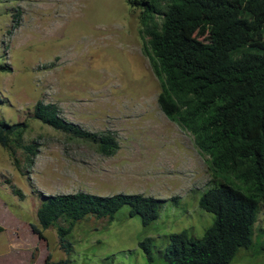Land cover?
Segmentation results:
<instances>
[{
	"label": "rangeland",
	"instance_id": "obj_1",
	"mask_svg": "<svg viewBox=\"0 0 264 264\" xmlns=\"http://www.w3.org/2000/svg\"><path fill=\"white\" fill-rule=\"evenodd\" d=\"M138 10L126 0H0V122H25V143L37 148L21 172L0 148V264H165L169 234L199 238L211 215L197 207L217 182L190 135L158 110L159 84L138 37ZM36 101L54 105L63 120L109 132L118 149L103 157L29 117ZM21 193L22 198L10 188ZM141 194L161 200L158 218L142 227L120 208L109 224L84 219L67 236L65 254L53 229L38 239L37 194ZM264 201L252 247L230 264H264ZM152 240L148 263L137 243ZM260 250V251H258Z\"/></svg>",
	"mask_w": 264,
	"mask_h": 264
},
{
	"label": "trees",
	"instance_id": "obj_2",
	"mask_svg": "<svg viewBox=\"0 0 264 264\" xmlns=\"http://www.w3.org/2000/svg\"><path fill=\"white\" fill-rule=\"evenodd\" d=\"M126 4L138 10L141 51L159 84L158 110L190 135L195 149L207 157L209 175L217 180L197 199V207L211 215L210 225L199 238L185 230L169 234L162 261L230 264L240 249L252 247L253 225L264 201V0ZM29 117L100 156H113L118 149L111 133L85 131L60 118L52 104L36 101ZM27 127L25 122H0V148L18 172L17 152L30 164L37 151L33 142L23 141ZM37 198L36 225L30 231L42 239L43 231L53 229L65 254L70 248L67 236L84 219L109 224L127 207V217H138L147 227L157 220L161 205V200L141 194L39 193ZM137 248L150 263L152 240L143 238ZM260 249L264 252V239Z\"/></svg>",
	"mask_w": 264,
	"mask_h": 264
}]
</instances>
